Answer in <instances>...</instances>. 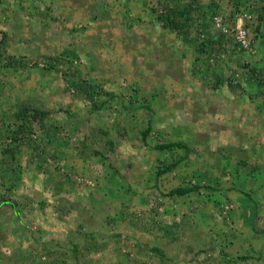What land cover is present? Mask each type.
<instances>
[{"label": "rangeland", "instance_id": "374dc122", "mask_svg": "<svg viewBox=\"0 0 264 264\" xmlns=\"http://www.w3.org/2000/svg\"><path fill=\"white\" fill-rule=\"evenodd\" d=\"M234 1L204 7L213 49L196 62L193 48L151 10L163 12L166 0H0V52L14 63L0 59V166L8 173H0V195L13 205L0 204V264H181L185 252L206 264L194 250L206 238L208 245L236 238L245 261L237 264H264V22L255 39L247 26L255 5L243 10L244 1ZM228 14L230 25L223 19ZM238 26L247 48L235 41ZM218 36H226L228 52L217 53ZM197 37L203 40L204 32ZM23 104L47 111L46 131L34 121L31 140L12 141L1 128ZM147 120L152 127L167 121L154 143L196 148L174 170L183 172V187L207 180V206L221 203L219 211L229 206L231 213L229 194H248L243 234L213 212L220 229L208 219L195 218L199 223L191 226L193 217L183 218L199 238L192 233L179 242L171 222L165 236L176 239V251L146 241L159 224L152 214L175 213L174 202L162 204L156 193L179 183L178 177L154 181V170L185 154L184 147L153 150L158 159L150 166L138 134ZM200 131L209 133L196 137L211 151L198 149L206 145L196 144ZM248 134L242 141L251 147L243 153L237 145ZM222 142L224 150L216 149ZM195 169H207L206 180L192 175Z\"/></svg>", "mask_w": 264, "mask_h": 264}, {"label": "trees", "instance_id": "16d2710c", "mask_svg": "<svg viewBox=\"0 0 264 264\" xmlns=\"http://www.w3.org/2000/svg\"><path fill=\"white\" fill-rule=\"evenodd\" d=\"M209 1L212 3L215 0H166L165 2L166 4L164 5L163 12H157L155 10V7L151 8L152 12H156L155 18L161 22V25L164 29H168L174 32L177 36L181 35L185 43H187V45H189L190 48H193L192 52L194 55V60L196 62H200L201 59H206L208 55L210 54L209 53L210 50L213 49L212 38L210 35H208V31H205L209 23L206 18H203L204 17L203 16L204 7L212 6V4ZM243 1L245 3V6L242 8L243 10H249L253 7V5H255L254 8L256 10L257 16L253 19V21H250V25H247L248 28H252L251 33L253 34V37L255 38V36H257L258 28L260 24L264 22V0H235L233 2L234 6H236L239 3H242ZM159 2L160 1H157L156 5H158ZM192 17H196L200 21L198 23H195V21H192ZM223 19L225 23L227 24L229 23L230 25L231 16L229 14L223 16ZM200 32H204V38L203 40L201 39L200 41H198L197 36H198V33ZM188 37L189 38L192 37L191 39H189L190 41L188 40ZM218 38H219L218 40L219 46L217 48V53L221 54V53L228 52V49L222 46L223 42L227 40L226 36L225 37L218 36ZM0 59L4 62V65L6 64L7 66L13 67L14 63L12 62L13 58L11 56H6V55L4 56L0 52ZM209 68L210 67H208L207 69ZM196 70L198 72L200 71L204 72L205 69H203V67L202 68L198 67L196 68ZM217 81L221 82L218 79ZM46 115H47V111H44L43 109H40V108L29 109L27 105L23 104V105H20L17 109H14V111L10 113L11 123L8 121L7 124H5L4 128H1V129L3 131V134L10 133L9 138L12 141H15V140L21 141L25 139L31 140L29 133H31L32 125H33L32 123L34 121L38 123L39 127H41V130L43 132L46 131L45 126L43 127L42 125V122L44 121ZM122 115L125 116L123 112H122ZM145 123H146L145 127L142 128L140 131H138L139 141L142 146L146 147L148 154H149V159H151L153 163L155 162V160L158 159V157L156 158L154 156L153 150L168 151V150H173L175 148H183V147L185 148V154L181 156V159H176V160H173L172 162L170 161L167 164L158 162L159 166H157V169L154 170V173H153L154 181L160 182L166 179L172 180L174 178L177 180V177L172 176L173 172L175 173L178 172L174 170L175 163H179L181 160L186 159L190 152L194 154L195 151H192L189 147L187 148L179 142L165 143L163 141H159V143H154L153 142V138L155 137L154 134L157 133V135H159L161 134V132L156 127H152L149 121ZM162 132H165V130L162 129ZM102 133L106 134L105 132H102ZM33 146H34V152L36 154L39 151H41L40 149H42L41 147H39V143H36ZM219 149L224 150V147L219 148ZM4 150L5 152L9 151V149H4ZM9 152H10L11 158L13 159L16 156L14 154V151L11 150ZM197 159L203 162L204 159H206V157L204 156V154H199ZM254 164L256 165L255 161H254ZM2 167L4 166L2 165L0 166V173L1 171L4 173L1 175H8L7 171L5 169L3 170ZM167 173L169 175H167ZM134 179H135L134 182L135 181L139 182V178H137V175ZM187 182H189V186L187 187H183L181 185L179 186L178 185L179 183H178L177 185H174L172 188H170L167 192H165V194L156 193L158 196L157 201L158 202L163 201L162 204L166 202L167 200L174 202V200L180 199L179 197L183 195H188L189 193H193L199 189H202L203 187H208V185L205 184V182L202 184H196L191 181H187ZM0 196H1L0 204L13 206L12 204L7 203L9 199L4 197V194H1ZM225 203H229V201H226ZM153 219L154 218L151 217L152 222H153ZM166 220H168V218ZM167 222L170 224L172 221H167ZM244 230L245 229L241 231V234H243ZM171 240L168 243L163 242L164 246L168 244L167 246H165L166 248H168L169 250L172 249L176 251V248H174L175 247L174 243L176 239H171ZM243 242L241 241V248H243L242 246L244 245ZM216 245H219L218 248L220 249V252L219 253L217 252L216 255L210 254L209 251L207 250H200V251L198 250V251H195L196 253L195 257L198 256L199 254L203 255L202 257L203 263H206V262L214 263V260L216 259V257H219V258L221 257L222 259V260H217L219 263H216V264H221V263L222 264H237L238 262L245 263L243 259L244 257L239 256V254L237 255L236 250L240 247V245H239V242H237L236 238H232L231 241H229L228 239H225V241L218 242L216 243ZM226 246H227L228 252L224 253L223 248H225ZM230 251L232 252L236 251V252L231 253ZM177 252H181V251H177ZM186 256H184L185 259L182 258V260H185V261L181 264H194L195 262H197L196 261L197 258H195L196 260H193L194 259L193 256L190 257L191 259L188 258V261H186L187 260ZM175 264H178V262H176Z\"/></svg>", "mask_w": 264, "mask_h": 264}, {"label": "crops", "instance_id": "0c3cea01", "mask_svg": "<svg viewBox=\"0 0 264 264\" xmlns=\"http://www.w3.org/2000/svg\"><path fill=\"white\" fill-rule=\"evenodd\" d=\"M262 28H260L261 30ZM261 53V52H260ZM258 53V54H260ZM262 55V54H260ZM264 95L263 93H261L260 96ZM244 106V105H243ZM263 115H260V117L258 118V121L262 119ZM164 117V115H163ZM127 117H124V119L122 121H124ZM117 119V118H116ZM121 121V125L120 126H123V123ZM160 121V120H159ZM162 122H165V123H162V122H158L157 126H154L156 127L158 130H162L163 127L166 128V122L167 121H164V120H161ZM168 121H171V119H169ZM118 122V121H116ZM148 122V120H147ZM256 126V125H255ZM209 135V133L206 131V132H203V131H200V132H195L194 133V138H195V141H196V144L198 145H202L203 143H206V145H202L200 147H198V149L200 148H204L205 150H209L211 151V149L209 148V143H207L208 141L206 142H200V140L198 139V137L196 136H199V137H205L207 138ZM210 136V135H209ZM247 136L248 135H244V136H241V145H237L239 146L238 148L241 150V152H245L247 149H249L251 146L250 145H245V141H242L243 138L247 139ZM203 141V140H202ZM224 142L220 143L216 149H219V148H223L224 146H226V143L223 144ZM67 147H69V144L67 143ZM66 148V147H65ZM140 148V147H138ZM143 149H146V147L142 146ZM190 148V147H189ZM192 151H196V148H190ZM62 150H64L62 148ZM147 150V149H146ZM247 152V151H246ZM94 155V154H93ZM147 156L149 157V154H148V151H147ZM94 157V156H93ZM150 162V166L153 165V162L152 160L149 161ZM209 164H212V163H209ZM197 164H192V167H196ZM199 172V173H198ZM207 169H202V170H193L191 171V174L194 175V174H197L199 179L198 180H201V179H205L206 177V174L207 173ZM172 176L174 177H178L179 178V184L177 182V184L180 186L181 183L183 181H185L186 178H184L183 176V172H173L172 173ZM193 177V176H191ZM217 177H214V179H216ZM201 181L197 182L196 184H201L200 183ZM176 184V185H177ZM205 184H207V180L205 182ZM231 187L229 184H227V189L229 190ZM234 193V192H233ZM192 194H195V197L192 196V195H186V198H180V199H176L174 200V212L175 213H171V215H167L168 213H156V215L152 214V218L153 219V222H155L157 220V223L159 222L158 226L155 227V234H153L152 236H150L149 238L146 239V241L148 240L151 244H153L152 242L154 241H159L161 242L162 244L164 243H168L171 239H166V234H168L170 232V224L172 223H168L167 221H171L173 222V225H174V229L178 230L179 229V233L178 235H180V242L183 241L184 238H186L188 235L192 234L193 232H189L187 230V228L189 227V224L191 226H196L198 225L197 223H199L198 220H195V218H201V221H205L204 219H208V221H211L213 224H216L214 225L213 227H215L216 229H220L222 228L221 227V224L222 223H218L219 221H217L215 219V216H216V213H213V212H217V214H220V213H226L225 215L223 214H220L221 217H224L228 222H232V225L231 223H229V226H233V225H237L238 228L241 229V231L243 230V228L245 227V218L247 216H250L251 213V208L248 206L247 204V201H245V199H249L250 200V197H247L245 199H243V197H246L248 194H246L245 192H240L238 193L237 192V195H234L231 193V195L229 194V196L231 197V201H232V204L234 205V207H231V210H233V212H228L229 210V206L226 208L225 207V210L222 211H219L220 207H218L219 205H221V203H218L217 207L215 208V206L213 204H211V206H207L206 204L208 202H210L209 198L207 197L208 195H206L205 192H203L202 189H199L195 192H193ZM204 198V199H202ZM230 200H227V201H230ZM253 201L256 202L253 198ZM224 204H230V203H224ZM206 205V206H205ZM232 205V206H233ZM163 210V209H162ZM198 212V213H193V212ZM210 212V213H208ZM219 212V213H218ZM188 216H192L194 220H192L189 224L188 223H185L183 221V218L184 217H188ZM168 218V220H166ZM229 218V219H228ZM227 223V222H226ZM257 225L260 224V222L256 223ZM161 228V229H160ZM209 232H212L213 233V229H209L208 230ZM222 231V230H220ZM193 234H196L199 235V231L197 232H194ZM155 236H157V238H155ZM203 236V235H202ZM201 237L200 235L198 236V238ZM204 237V236H203ZM205 238V237H204ZM205 243H203L201 246H198V247H195V251H200V250H207L209 251L210 254H213V255H216L217 252L219 253L220 252V249L218 248L219 245H216V243H218L219 241H216L214 244H211V245H208V239L206 238V240H204ZM164 242V243H163ZM243 242V241H242ZM180 249V248H179ZM227 246L225 248H223V252L224 253H227ZM181 251V250H180ZM222 254V253H221ZM187 255V256H186ZM191 254H187L186 252L181 255L182 257L186 256L187 260L188 261V258H190ZM219 257H216V259L214 260V263H206V264H216V263H219L217 260H222L221 257L219 259H217ZM191 259V258H190ZM217 261V262H216ZM194 263V262H193ZM195 264V263H194ZM222 264V263H221Z\"/></svg>", "mask_w": 264, "mask_h": 264}, {"label": "built area", "instance_id": "2783aa9c", "mask_svg": "<svg viewBox=\"0 0 264 264\" xmlns=\"http://www.w3.org/2000/svg\"><path fill=\"white\" fill-rule=\"evenodd\" d=\"M213 22H214V25L217 26L218 28L220 27V25H222L220 18H218V17L213 18ZM219 29L221 30V28H219ZM222 30H223V28H222ZM226 33H228V32L226 31ZM234 37H235L236 43L239 44L242 48H247L249 46V41L246 40L245 30L241 29V27H239V26L236 27ZM222 214L225 215L226 213H222Z\"/></svg>", "mask_w": 264, "mask_h": 264}]
</instances>
